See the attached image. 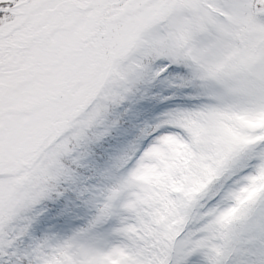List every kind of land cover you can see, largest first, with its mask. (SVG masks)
I'll return each instance as SVG.
<instances>
[{
    "label": "snow or ice",
    "instance_id": "obj_1",
    "mask_svg": "<svg viewBox=\"0 0 264 264\" xmlns=\"http://www.w3.org/2000/svg\"><path fill=\"white\" fill-rule=\"evenodd\" d=\"M161 79L199 102L140 129L87 227L21 248L114 110ZM119 213L115 242L95 233ZM193 257L264 264V0H0V264Z\"/></svg>",
    "mask_w": 264,
    "mask_h": 264
},
{
    "label": "trees",
    "instance_id": "obj_2",
    "mask_svg": "<svg viewBox=\"0 0 264 264\" xmlns=\"http://www.w3.org/2000/svg\"><path fill=\"white\" fill-rule=\"evenodd\" d=\"M164 81V79L156 81L150 86L146 94L137 93L130 97L122 108L114 110L110 118L119 116V126L112 128L110 134L105 136L102 140L87 146V155L83 162L84 166L79 169V179L76 184L65 185L64 187L66 190L63 192L62 196L56 197L54 195L52 199H46L36 206V212H38L39 215L35 216L28 229V234L20 241L21 248L28 245L33 238H40L39 236L42 235V231L45 229L44 223L50 218L55 216H66L67 221L71 222L74 218L73 215H82L81 208L83 204L87 202V197L83 194L84 189L90 184L89 181L94 170L104 162L109 152L114 150L113 153L117 154L123 150V147L130 146V143L136 138V135L138 136L140 131V129L136 127V119L145 115L148 104L152 99L159 93L168 90L171 91L172 94L186 91L185 89L171 87L169 84L165 86ZM124 108H127L128 111L125 112ZM66 210H70V214L65 212ZM78 223L74 228L80 227Z\"/></svg>",
    "mask_w": 264,
    "mask_h": 264
},
{
    "label": "rangeland",
    "instance_id": "obj_3",
    "mask_svg": "<svg viewBox=\"0 0 264 264\" xmlns=\"http://www.w3.org/2000/svg\"><path fill=\"white\" fill-rule=\"evenodd\" d=\"M169 98L170 99L168 101L161 100L159 107H161L162 109H166L168 111L171 110V109L177 108V107H182V103L178 102L177 100H175V99H173L171 97H169ZM196 103L197 102H191L190 106H192V105H194ZM156 106L157 105L155 103V104H153L152 108L154 109ZM163 115H162V118H163ZM140 124L142 125L143 122H140ZM150 140H151L150 136L145 138L144 142L143 141L141 142L140 149H142L143 147H146L148 145V143L150 142ZM131 166H132V164L127 166L128 170L131 168ZM125 168H123V169H125ZM122 215H125V214L124 213H119L117 215H113L111 218L106 220L103 225H101L100 227L96 228L95 229V233L100 235L101 237H103L104 239H106L109 242H115L118 239V237L115 234L114 229L120 226V224H121V216ZM49 234H57V235H59L61 237L65 236L63 226L60 223H57L56 221H53L50 224V226H49ZM197 259H198V257L191 258V260L189 261V264H195V261Z\"/></svg>",
    "mask_w": 264,
    "mask_h": 264
}]
</instances>
